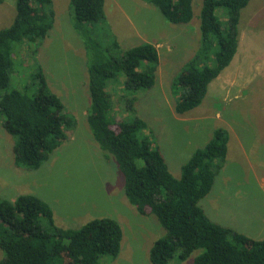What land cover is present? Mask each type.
Listing matches in <instances>:
<instances>
[{
    "label": "trees",
    "instance_id": "16d2710c",
    "mask_svg": "<svg viewBox=\"0 0 264 264\" xmlns=\"http://www.w3.org/2000/svg\"><path fill=\"white\" fill-rule=\"evenodd\" d=\"M174 24L193 18L192 0H145ZM251 0H202L199 50L171 85L175 111L198 107L210 84L231 64L239 45L241 10ZM106 0H71L74 27L87 55L90 109L95 141L116 160L129 202L153 214L165 230L150 250L151 264H264V240L247 237L212 221L199 202L212 189L226 160L229 132L218 127L175 177L147 122L136 109L138 91L156 84L160 54L145 42L121 50L106 20ZM53 0H16V16L0 29V121L14 139V164L38 169L75 129L77 120L49 87L37 59L24 89L15 69L13 45L35 56L54 25ZM225 11V24L217 14ZM124 76V78H123ZM14 82V85L16 86ZM17 87V86H16ZM31 90V91H29ZM123 113L116 118L117 109ZM120 113V114H121ZM50 205L34 194L13 201L0 197V264H105L120 252L123 230L113 218L92 219L77 229L59 227ZM107 259V260H108ZM176 262L177 264H179Z\"/></svg>",
    "mask_w": 264,
    "mask_h": 264
},
{
    "label": "rangeland",
    "instance_id": "374dc122",
    "mask_svg": "<svg viewBox=\"0 0 264 264\" xmlns=\"http://www.w3.org/2000/svg\"><path fill=\"white\" fill-rule=\"evenodd\" d=\"M192 1L189 23H171L145 0H106V20L121 50L145 42L159 50L156 84L138 91L135 107L153 132L170 172L179 178L181 165L196 148L204 147L216 128H226V160L199 204L212 221L264 240V0H251L241 10L234 64L212 81L198 107L180 114L174 108L171 85L198 52L201 37L202 0ZM53 8L54 25L37 55L28 53L30 49L22 44L13 45L15 69L23 79L15 82L12 77V87L24 89L28 69L37 59L49 87L75 116L77 125L34 170L15 166L14 139L0 121V197L13 201L19 195L34 194L50 205L55 223L62 228L77 229L95 218H113L122 227V245L117 258H103L105 264H151V247L165 230L155 215H143L129 202L119 165L95 141L88 123L86 48L74 27L71 0H54ZM217 14L225 24V11L220 8ZM10 23L0 24V29ZM120 113L118 108V120L123 116ZM200 252L169 264H194ZM3 257L0 248V260Z\"/></svg>",
    "mask_w": 264,
    "mask_h": 264
},
{
    "label": "crops",
    "instance_id": "0c3cea01",
    "mask_svg": "<svg viewBox=\"0 0 264 264\" xmlns=\"http://www.w3.org/2000/svg\"><path fill=\"white\" fill-rule=\"evenodd\" d=\"M53 2H54V0H53ZM15 16H16V1H13V0H0V24H1V26H2V24L6 25V24H8L10 22L12 23L14 18H15ZM11 23H10V25H11ZM238 51L239 50H237V53H236L234 59L232 60L231 64L228 66V68L231 67L232 64H234L235 59H236L237 54H238ZM247 61H248V57L244 60V62H247ZM160 65H161V60H160Z\"/></svg>",
    "mask_w": 264,
    "mask_h": 264
}]
</instances>
